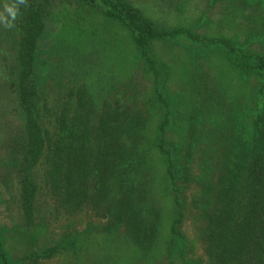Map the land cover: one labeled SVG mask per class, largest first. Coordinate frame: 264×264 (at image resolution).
Segmentation results:
<instances>
[{
  "label": "rangeland",
  "instance_id": "374dc122",
  "mask_svg": "<svg viewBox=\"0 0 264 264\" xmlns=\"http://www.w3.org/2000/svg\"><path fill=\"white\" fill-rule=\"evenodd\" d=\"M116 1L138 10L157 29L181 28L207 40L198 44L178 35L151 42L156 62L152 68L123 23L102 13L101 0H45L43 31L35 43L33 64L40 127L51 137L55 134L54 140L59 136L60 146L73 145L79 152L90 141L103 154L106 148L110 150L114 130L118 135L122 125L137 127L138 116L144 118L146 126L143 131L138 129V135L151 160V174L146 179L157 185L166 176V163L158 162L161 159L152 151L151 142L165 115L168 123L163 146L174 164L171 170L191 165L193 176H198L202 172L199 161L204 159L200 154L208 148H216L212 157L217 165H246L250 150L264 148V135L257 139V128L264 130L260 121L264 71L257 68L259 60L264 62V0ZM11 3L13 0H0V13L6 19L4 8ZM22 18L19 10L12 28H6L0 19V243L8 264H142L145 252L136 256L128 246L133 244H128L125 225L120 223L108 232L110 223L119 221L122 206L116 201L122 198L125 210L132 198V207L155 205L166 213L174 211L173 218L167 216L160 223L156 247L146 257L154 256L159 264L179 258L187 264H207L198 242L192 248L186 245L191 243L187 237L195 232L188 219L178 223L182 239L169 236L168 229L177 216L166 184L154 188L157 204H150L149 197L133 201L146 190L144 179L137 174L140 154L134 153L135 142L130 136L122 141L130 147L127 157L118 161L116 172L105 181L109 182L104 187L106 193L94 189L97 175L93 170L86 183L75 180L67 185L65 172H55L54 164L63 160L54 156L50 138L48 153L42 152L35 163L25 161L27 134L18 90L15 33ZM218 38L229 40L239 60L240 52L243 54L246 75L232 65L233 55L226 48L208 44ZM77 90H86L87 97L79 99ZM166 93L169 107L159 106L158 99ZM226 114V122L215 127L217 137L211 129ZM90 168L98 169L95 165ZM177 177L183 180L182 174ZM26 180L35 190L25 200L22 186ZM85 184L89 185L87 199L62 201L67 186L75 195L87 190ZM190 194L187 191L180 200L182 214L187 217L193 212Z\"/></svg>",
  "mask_w": 264,
  "mask_h": 264
},
{
  "label": "trees",
  "instance_id": "16d2710c",
  "mask_svg": "<svg viewBox=\"0 0 264 264\" xmlns=\"http://www.w3.org/2000/svg\"><path fill=\"white\" fill-rule=\"evenodd\" d=\"M45 0H27V6L20 5L19 10L23 13V18L17 23L16 28L18 37V62L20 64V70L18 73V90L20 96V104L25 114L26 123V146L24 150L25 161L35 163L41 156L42 152L48 153L50 150L49 138L54 143L53 154L55 157L63 160L61 163L54 164L55 172H65V183L70 186L75 180H81L82 183H86V178L90 171H95L97 180L94 186L95 190H101L106 193L104 188L109 182H105L110 178L112 174L116 172V166L118 161H122L127 157V151L130 147L122 143L123 139H133V145L137 155L140 154L137 169V174L140 179H144L145 182L143 188L146 192H143L141 197L136 195L134 202L139 200L144 201L145 197H149L151 203L157 204V196L154 194V188L162 187L169 191V195L174 203L175 219L168 229L169 236L174 239L176 237H184L182 231H180L178 223L188 219V223L194 227L195 232L188 240L191 241L189 245L191 248L198 242L202 247V254L207 264H264V148L258 146L250 150L249 160L246 165L237 163L228 167L225 163L216 164L213 161L212 154L215 152L213 148L202 155L204 159L199 161V166L202 168V172L198 176L194 175L190 170V166H182V170H171V159L169 158V151L163 146L166 140L165 126L168 123V118H165L159 122L156 133L154 134L153 141L151 142L152 151L155 152L161 160L158 162L165 165L163 170L166 176H162L159 181L161 185H157L154 180H147L149 178L150 167L148 160L147 150L145 143L139 140L138 129L143 131L146 122L144 118L138 116L134 124H124L120 128V132L114 130L115 136L110 143V150L101 153V150H96L93 144L90 145V141L87 146H81L79 152H76V147H68L61 145L60 137L54 140L52 137L44 131L38 121V94L36 85L33 81V64H34V52L35 43L38 37L43 31V12H44ZM102 13L114 20H119L125 28L130 31L133 36L134 43L137 49L145 58L152 68L155 67L156 62L153 59L150 52L151 42L176 37L178 35H185L192 41L199 44L205 38H199L192 34L190 31L178 29H157L154 25L144 18L141 13L129 7L120 1L116 0H101L98 4ZM208 44L219 43L226 52L232 54L231 61L234 60L233 66L243 71L246 75L248 67L244 65L243 54L240 52V60L236 55V49L231 45L229 40L218 38L217 40H208ZM257 68L264 71V62L259 60ZM86 93V90L84 91ZM81 90H77L78 98H84L85 93ZM168 94H163V98H159L158 102L165 107H169ZM83 100V99H81ZM225 118L221 116L215 121L211 131L219 136V133L215 132V127L224 124L229 117L228 114ZM88 118V114L85 116ZM261 122H264V104ZM62 124L64 120L60 121ZM143 126V127H142ZM143 128V129H142ZM141 131V132H142ZM258 137L260 139L264 135L263 128H257ZM62 135V131H58ZM85 138H90L88 132H85ZM207 134V133H206ZM98 140L101 136H97ZM263 139V138H262ZM261 140V139H260ZM105 140H103L104 142ZM218 140H214L216 143ZM94 147V149H93ZM145 147V149H144ZM144 149V150H142ZM179 156V154H177ZM157 157V158H158ZM167 158V160H166ZM92 160V161H91ZM148 160V161H146ZM166 160V162H165ZM194 162V161H193ZM198 162V161H196ZM95 165L98 169H91L90 167ZM177 165H181L179 162ZM88 166L89 169H88ZM157 169V165H154ZM163 168V167H161ZM153 170V167H152ZM245 171V173H243ZM242 172V173H240ZM183 180H179L177 177L181 175ZM158 181V182H159ZM194 181V182H192ZM190 184L195 185V188L190 189ZM32 187V188H31ZM87 190L82 192H76L75 195L70 192V188L67 186L66 191L63 194V202L69 203L73 197H81V199H87L89 185H84ZM34 186L26 180L22 186L23 198L28 199ZM187 191H191V206H193L191 217L183 216L181 210L180 200L185 197ZM34 193V192H33ZM128 203L129 210H125L124 198L118 199L116 203L122 206L119 221L113 225L107 227L108 232L115 230L117 226L125 225L126 238L129 240L135 251L136 256L142 253V257H145L142 264H159L155 257L151 256L152 250L156 247L157 240L160 236L161 226L165 217L173 218L174 211L165 212L159 209L157 206L152 207H137L131 206V199ZM146 201V200H145ZM80 201H77L79 204ZM136 203V205H137ZM129 212L127 215L126 213ZM120 216H122L120 218ZM125 217L124 220L122 219ZM116 217V219L118 218ZM131 227L129 231L127 228ZM136 247V249H135ZM109 255V254H108ZM141 255V254H140ZM108 258V257H107ZM0 259L2 264H8L5 254L2 250L0 243ZM109 259V258H108ZM168 264H187L184 259L179 258L171 259ZM108 264V261L107 263ZM122 264V263H118Z\"/></svg>",
  "mask_w": 264,
  "mask_h": 264
},
{
  "label": "clouds",
  "instance_id": "9594fccd",
  "mask_svg": "<svg viewBox=\"0 0 264 264\" xmlns=\"http://www.w3.org/2000/svg\"><path fill=\"white\" fill-rule=\"evenodd\" d=\"M20 5L27 6V0H13V3L10 5L6 4L4 11L7 13V19L3 13H0V19L4 21L6 28L14 27V21H16L18 17Z\"/></svg>",
  "mask_w": 264,
  "mask_h": 264
}]
</instances>
